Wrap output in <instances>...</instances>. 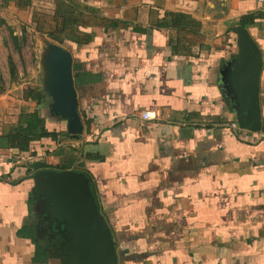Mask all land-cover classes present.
Here are the masks:
<instances>
[{
  "label": "crops",
  "instance_id": "obj_1",
  "mask_svg": "<svg viewBox=\"0 0 264 264\" xmlns=\"http://www.w3.org/2000/svg\"><path fill=\"white\" fill-rule=\"evenodd\" d=\"M0 18L34 36L28 83L44 92L0 96V264L67 262L44 215L50 171L89 178L116 264H264L263 3L0 0ZM243 35L258 52V129L237 120L254 56ZM154 106L172 119H142ZM33 115L48 136L10 147Z\"/></svg>",
  "mask_w": 264,
  "mask_h": 264
},
{
  "label": "water",
  "instance_id": "obj_2",
  "mask_svg": "<svg viewBox=\"0 0 264 264\" xmlns=\"http://www.w3.org/2000/svg\"><path fill=\"white\" fill-rule=\"evenodd\" d=\"M246 50L254 52L249 78L250 89L245 101L237 106V120L242 127L258 129V52L248 35H243ZM69 58V57H68ZM60 77L66 89L72 85L69 63H64ZM71 92L67 93V98ZM247 107L249 110H247ZM53 186L47 192L52 199L46 202L45 220L49 229L61 235L68 260L65 264H116L117 253L108 223L100 212L91 190L90 180L83 172L50 171ZM46 227L40 230L47 232ZM54 233V234H55Z\"/></svg>",
  "mask_w": 264,
  "mask_h": 264
},
{
  "label": "rangeland",
  "instance_id": "obj_3",
  "mask_svg": "<svg viewBox=\"0 0 264 264\" xmlns=\"http://www.w3.org/2000/svg\"><path fill=\"white\" fill-rule=\"evenodd\" d=\"M2 19L0 18V96L7 94L16 102V100L19 101L21 89L28 87L30 85L28 82L38 79L37 49L34 36L30 33L20 34V31L2 22ZM12 30L15 31L13 35L19 37L16 41L12 38ZM9 57H12L15 64L14 74L11 73ZM10 105L12 107V104ZM15 105H17L15 110L12 107L10 112H6L7 117L1 121L3 124H11L18 117V104Z\"/></svg>",
  "mask_w": 264,
  "mask_h": 264
},
{
  "label": "trees",
  "instance_id": "obj_4",
  "mask_svg": "<svg viewBox=\"0 0 264 264\" xmlns=\"http://www.w3.org/2000/svg\"><path fill=\"white\" fill-rule=\"evenodd\" d=\"M2 22H6L2 19ZM14 31H11L12 38L16 41L18 36L13 35ZM11 73H15V64L12 57H9ZM1 79V75H0ZM44 92L36 89L35 87H28L25 89L24 97L32 98L37 102L42 100ZM23 117V116H22ZM33 121L29 120L26 126L19 124L10 135H8V142L10 147H16L23 151L31 150L33 143L45 136H48V132L45 127L42 126L41 119L36 115H33ZM27 120V119H26ZM21 122V121H20Z\"/></svg>",
  "mask_w": 264,
  "mask_h": 264
},
{
  "label": "built area",
  "instance_id": "obj_5",
  "mask_svg": "<svg viewBox=\"0 0 264 264\" xmlns=\"http://www.w3.org/2000/svg\"><path fill=\"white\" fill-rule=\"evenodd\" d=\"M259 3L264 4V0H257ZM140 116L144 120H154V121H165L171 120V113L165 111L161 106H154L149 109H144L141 111ZM231 127L238 128L239 125L236 122H232Z\"/></svg>",
  "mask_w": 264,
  "mask_h": 264
}]
</instances>
